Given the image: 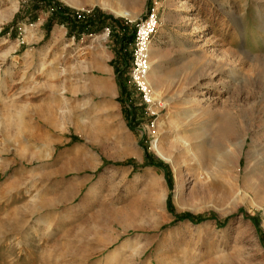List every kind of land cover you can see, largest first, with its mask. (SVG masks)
Here are the masks:
<instances>
[{
  "label": "rangeland",
  "instance_id": "1",
  "mask_svg": "<svg viewBox=\"0 0 264 264\" xmlns=\"http://www.w3.org/2000/svg\"><path fill=\"white\" fill-rule=\"evenodd\" d=\"M59 1L115 19L0 0V264H264V0ZM152 8L162 106L116 72Z\"/></svg>",
  "mask_w": 264,
  "mask_h": 264
},
{
  "label": "trees",
  "instance_id": "2",
  "mask_svg": "<svg viewBox=\"0 0 264 264\" xmlns=\"http://www.w3.org/2000/svg\"><path fill=\"white\" fill-rule=\"evenodd\" d=\"M37 1H41L42 2L41 5H43L45 8H48L51 11L50 22L48 24L49 26L48 28L51 27L52 20H57L58 23L65 24L68 27V33L74 36L82 32H85L86 30L89 32L98 31L106 25L108 19L110 20L115 19L113 16L104 14L103 12L97 9L93 13L94 14L93 16H90V18L86 19L87 17L85 18L79 17V14H77V12H75L69 6L62 4L59 0H37ZM125 29L126 28H124L123 36L121 38V45L119 48L121 52L120 55H122L124 51L125 41L128 43L129 42L134 43V38H135L136 28H132L131 30H129L130 34L128 36V39L124 40L126 37ZM128 56L129 57L127 58L124 55L121 56V66L116 67V72L118 76L117 81L120 85L121 93L123 95H125L127 91L125 90L126 86L122 79V75L124 72L127 71V67L129 66L128 61L130 60L131 56L133 57V53L128 54ZM151 157L152 156H150L149 158V156H147L145 165H152V166H157L160 168H166L168 166L163 161L153 159ZM167 175H168V181H170L171 178H170L169 172L167 173ZM185 218L194 220V221H196V219L197 221L203 219V218H196L192 216L191 214L182 215V219H185Z\"/></svg>",
  "mask_w": 264,
  "mask_h": 264
},
{
  "label": "built area",
  "instance_id": "3",
  "mask_svg": "<svg viewBox=\"0 0 264 264\" xmlns=\"http://www.w3.org/2000/svg\"><path fill=\"white\" fill-rule=\"evenodd\" d=\"M159 25L158 12L152 8L148 14L138 22L133 43V64L131 77L144 94V99L151 100L150 88L147 80L149 75V52L151 39Z\"/></svg>",
  "mask_w": 264,
  "mask_h": 264
},
{
  "label": "bare ground",
  "instance_id": "4",
  "mask_svg": "<svg viewBox=\"0 0 264 264\" xmlns=\"http://www.w3.org/2000/svg\"><path fill=\"white\" fill-rule=\"evenodd\" d=\"M69 2H71V3H73V4H77L78 2H77V0L75 1V0H68ZM80 1V0H79ZM82 2V1H81ZM81 2H79V4L81 3ZM86 2V1H85ZM93 2V1H92ZM96 2H98V4H100L103 8H105V9H108V10H110L111 12H113V13H115L116 15H121V16H126V17H134V13L130 10V9H128V8H126V7H124L123 5H121L120 3H118V2H116V1H114V0H96ZM84 3V2H83ZM95 3V2H94ZM97 4V3H96ZM81 6V5H80ZM158 56V52L156 51V50H154V49H150V52H149V77H148V80H149V85H151L153 88H154V90H155V92H156V97H155V92H154V90L153 91H151V93L154 95V98H153V102H154V100L158 103V105L159 106H162L161 104H160V102H161V100H163V97H161V93L158 91V87H159V83H160V72H159V70H160V65H157L156 63H155V61H153V59H155L156 57ZM101 58V57H100ZM94 63V62H93ZM102 66V65H101ZM98 67V66H97ZM147 83H148V81H147ZM107 87V88H109L110 90H112V88L110 87V85H102V87ZM102 87H99V88H102ZM107 91V90H106ZM160 97V98H159ZM165 97V96H164ZM168 99V98H167ZM169 101V100H168ZM168 101H166V102H168ZM157 105V106H158ZM158 106V108H160ZM189 108V107H188ZM184 110V109H183ZM187 113V112H186ZM201 133H202V131H201ZM200 132H199V134H201ZM203 134V133H202ZM197 136V135H196ZM199 137V136H198ZM206 137H204V139H205ZM201 139V138H200ZM206 140V139H205ZM206 142V141H205ZM190 143V142H189ZM203 143V142H202ZM213 145V144H212ZM211 146V145H210ZM214 146V145H213ZM153 147H154V150L159 154V155H161V156H165L164 155V151L156 144V143H154L153 144ZM200 150H201V148H200ZM204 153V152H203ZM211 153V152H210ZM205 154H207V153H205ZM219 154V153H218ZM222 154V153H221ZM204 155V154H203ZM212 155V154H211ZM220 155V154H219ZM225 155V154H224ZM213 156H215V154L213 155ZM223 157H226V156H223ZM230 157V156H229ZM211 159V158H210ZM213 159V158H212ZM201 161H202V159H200ZM199 160V161H200ZM203 160H204V158H203ZM215 160H217V159H215ZM220 160V159H219ZM232 160V159H231ZM200 161V162H201ZM220 161H223V160H220ZM226 161H228V160H226ZM230 161V160H229ZM205 161H203V163H204ZM216 163V162H215ZM222 163V162H221ZM234 163V162H233ZM217 164H218V162H217ZM209 165V164H208ZM220 164H218V165H216L217 167L219 166ZM221 165H223V164H221ZM220 165V166H221ZM205 166H206V164H205ZM210 168H211V166H209ZM226 167V166H225ZM210 168H209V170H210ZM214 168H215V166H214ZM221 168V167H220ZM222 168H223V166H222ZM255 170H256V168H254ZM204 170V169H203ZM202 170V171H203ZM208 170V169H207ZM258 170V169H257ZM260 170V169H259ZM215 171V170H214ZM223 171V170H222ZM261 171V170H260ZM263 171V170H262ZM208 172V171H207ZM216 172H218V171H216ZM253 172V171H252ZM251 172V173H252ZM215 172H213L212 174H214ZM260 173V172H259ZM208 173H206V174H201V175H203L204 176V179L206 180V179H208L209 177H208V175H207ZM264 174V173H263ZM215 175V174H214ZM248 175V174H247ZM234 176V175H233ZM249 176V175H248ZM255 176V175H254ZM261 176V175H260ZM201 177V176H200ZM251 177V176H250ZM234 178V177H233ZM236 178V177H235ZM247 178V177H246ZM217 179V178H216ZM232 179V178H231ZM249 179H251V178H249ZM248 179V180H249ZM212 180H213V178H212ZM233 180V179H232ZM236 180V179H235ZM251 180H253V179H251ZM250 180V181H251ZM246 181H247V179H246ZM213 182V181H212ZM235 182V181H234ZM252 182H254V181H252ZM254 184V183H253ZM217 185V184H216ZM251 185H252V183H251ZM255 185V184H254ZM212 186V185H211ZM214 186V185H213ZM250 186V185H249ZM248 186V187H249ZM253 186V185H252ZM251 186V187H252ZM199 190V189H198ZM240 190V189H239ZM238 190V191H239ZM243 190V189H242ZM241 191V190H240ZM239 191V192H240ZM177 192H180V191H177ZM182 192V191H181ZM245 192V191H244ZM237 193V192H236ZM242 193V192H241ZM257 193V192H256ZM244 194V193H243ZM234 195H236V194H234ZM239 195H240V193H239ZM248 195V194H247ZM161 196V195H160ZM179 196V195H178ZM192 196V195H191ZM233 196V195H232ZM241 196V195H240ZM234 197V196H233ZM248 197V196H247ZM238 198V197H237ZM241 198V197H240ZM264 198V197H263ZM159 199V198H158ZM239 200V199H238ZM256 201V200H255ZM259 201V200H258ZM256 203H257V201H256ZM262 203V202H261ZM259 205H260V203H258Z\"/></svg>",
  "mask_w": 264,
  "mask_h": 264
}]
</instances>
